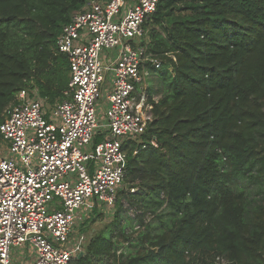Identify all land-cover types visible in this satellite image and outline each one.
<instances>
[{"label": "trees", "instance_id": "1", "mask_svg": "<svg viewBox=\"0 0 264 264\" xmlns=\"http://www.w3.org/2000/svg\"><path fill=\"white\" fill-rule=\"evenodd\" d=\"M89 1L0 0V124L21 90L47 116L62 101L56 39ZM144 28L161 62L152 119L123 144L113 220L76 263L264 264V0H158Z\"/></svg>", "mask_w": 264, "mask_h": 264}, {"label": "built area", "instance_id": "2", "mask_svg": "<svg viewBox=\"0 0 264 264\" xmlns=\"http://www.w3.org/2000/svg\"><path fill=\"white\" fill-rule=\"evenodd\" d=\"M128 1H89L63 26L55 47L67 57L69 80L48 116L36 90L19 91L3 114L0 264H10L15 248L31 255L27 264H77L85 238L76 224L93 207L116 204L122 146L152 119L144 79L161 66L142 44L158 0Z\"/></svg>", "mask_w": 264, "mask_h": 264}, {"label": "rangeland", "instance_id": "3", "mask_svg": "<svg viewBox=\"0 0 264 264\" xmlns=\"http://www.w3.org/2000/svg\"><path fill=\"white\" fill-rule=\"evenodd\" d=\"M133 2H134V0H129L128 1V4H132ZM155 80L156 79L154 78V75L150 71L149 74H148V76L145 77V79H144V85L146 87V90H145L146 97H148V94H147L148 90L151 87L153 88V86H155V84H154ZM158 98H160L159 95H154L152 97V100L157 101ZM103 104H104V102L102 103V101L98 103V110H100V113L98 115V121L99 122H103V119H102V111H103V108H104V105ZM87 148H88V146L85 149H87ZM122 188H123L122 185L119 186V188L117 189V192L121 191ZM130 192H134V190L133 191L130 190ZM123 204L125 206H127V204H126L125 201H123ZM114 211H115L114 208L111 209V210L102 209V210H100V212L102 214H98V213L97 214H88L87 217H86L87 219L83 223L82 222L81 223L78 222V224H76L77 230L84 235V238H85L84 239L85 240V246L88 244L89 240L94 235L100 233L101 231L106 230V228L108 226H110V223L113 220V212ZM127 216H130V217L134 218L133 209H130L128 211ZM148 220H151V218H149ZM122 223H124V222L122 221ZM132 224L133 225H136L135 222H133ZM130 231H131V228L130 227H127V232H130ZM79 232H75L70 237V239L68 241V244H67L68 246H71L78 239ZM135 235L136 234H134V236ZM125 247H126V245L124 244V245L121 246V249H119V250L122 251V250H124ZM28 258H31V255L28 254L24 249H22V248H15L14 251H13V253H12V255H11L10 264H27L26 261H27Z\"/></svg>", "mask_w": 264, "mask_h": 264}, {"label": "crops", "instance_id": "4", "mask_svg": "<svg viewBox=\"0 0 264 264\" xmlns=\"http://www.w3.org/2000/svg\"><path fill=\"white\" fill-rule=\"evenodd\" d=\"M91 214V213H90Z\"/></svg>", "mask_w": 264, "mask_h": 264}, {"label": "water", "instance_id": "5", "mask_svg": "<svg viewBox=\"0 0 264 264\" xmlns=\"http://www.w3.org/2000/svg\"><path fill=\"white\" fill-rule=\"evenodd\" d=\"M128 188V187H127Z\"/></svg>", "mask_w": 264, "mask_h": 264}]
</instances>
